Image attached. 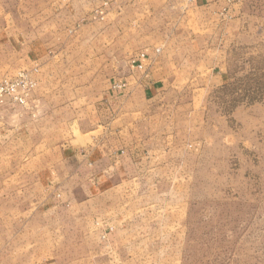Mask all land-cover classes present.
I'll list each match as a JSON object with an SVG mask.
<instances>
[{
    "label": "crops",
    "instance_id": "1",
    "mask_svg": "<svg viewBox=\"0 0 264 264\" xmlns=\"http://www.w3.org/2000/svg\"><path fill=\"white\" fill-rule=\"evenodd\" d=\"M1 16L0 80L36 85L0 104V264H181L201 115L234 48L258 44L246 0H0Z\"/></svg>",
    "mask_w": 264,
    "mask_h": 264
},
{
    "label": "rangeland",
    "instance_id": "2",
    "mask_svg": "<svg viewBox=\"0 0 264 264\" xmlns=\"http://www.w3.org/2000/svg\"><path fill=\"white\" fill-rule=\"evenodd\" d=\"M246 7L260 27L258 44L234 48L230 83L201 115L207 143L189 196L181 264H264V0H246Z\"/></svg>",
    "mask_w": 264,
    "mask_h": 264
},
{
    "label": "built area",
    "instance_id": "3",
    "mask_svg": "<svg viewBox=\"0 0 264 264\" xmlns=\"http://www.w3.org/2000/svg\"><path fill=\"white\" fill-rule=\"evenodd\" d=\"M188 1L194 3L197 0ZM141 56L144 57L145 54ZM138 66L143 67L141 63ZM35 85L27 72H20L14 79L0 80V104H4L6 99L10 98L12 104L28 106Z\"/></svg>",
    "mask_w": 264,
    "mask_h": 264
}]
</instances>
